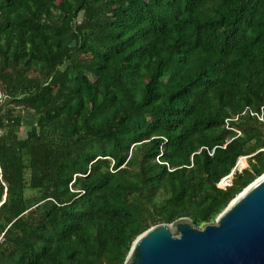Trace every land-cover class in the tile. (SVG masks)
I'll use <instances>...</instances> for the list:
<instances>
[{
    "label": "trees",
    "instance_id": "16d2710c",
    "mask_svg": "<svg viewBox=\"0 0 264 264\" xmlns=\"http://www.w3.org/2000/svg\"><path fill=\"white\" fill-rule=\"evenodd\" d=\"M262 106L264 0H0V264L214 222L264 172Z\"/></svg>",
    "mask_w": 264,
    "mask_h": 264
},
{
    "label": "water",
    "instance_id": "95a60500",
    "mask_svg": "<svg viewBox=\"0 0 264 264\" xmlns=\"http://www.w3.org/2000/svg\"><path fill=\"white\" fill-rule=\"evenodd\" d=\"M124 264H264V172L212 223L197 227L185 216L149 227L134 239Z\"/></svg>",
    "mask_w": 264,
    "mask_h": 264
},
{
    "label": "built area",
    "instance_id": "2783aa9c",
    "mask_svg": "<svg viewBox=\"0 0 264 264\" xmlns=\"http://www.w3.org/2000/svg\"><path fill=\"white\" fill-rule=\"evenodd\" d=\"M244 113V111L242 112ZM251 115H256L258 117L259 120L263 121V115H264V106L261 107L260 112H252L250 111ZM238 115L232 117V118H226L225 119V127L228 129L233 130L236 133V136L240 134V131L234 127H231L230 122L233 120H237ZM238 169V168H237ZM231 184V174L225 176L224 178L221 179V181L218 183L219 187L225 188L226 186H229Z\"/></svg>",
    "mask_w": 264,
    "mask_h": 264
},
{
    "label": "rangeland",
    "instance_id": "374dc122",
    "mask_svg": "<svg viewBox=\"0 0 264 264\" xmlns=\"http://www.w3.org/2000/svg\"><path fill=\"white\" fill-rule=\"evenodd\" d=\"M32 119L28 116V115H26L25 116V129H23V132H33L34 131V124L32 123V121H31ZM240 167H246L247 166V158H245V156H243V163H240V165H239Z\"/></svg>",
    "mask_w": 264,
    "mask_h": 264
},
{
    "label": "bare ground",
    "instance_id": "6f19581e",
    "mask_svg": "<svg viewBox=\"0 0 264 264\" xmlns=\"http://www.w3.org/2000/svg\"><path fill=\"white\" fill-rule=\"evenodd\" d=\"M240 161H241V159H240Z\"/></svg>",
    "mask_w": 264,
    "mask_h": 264
}]
</instances>
